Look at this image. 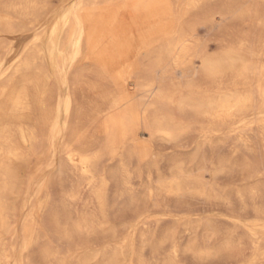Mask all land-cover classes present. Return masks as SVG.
I'll return each mask as SVG.
<instances>
[{
	"label": "bare ground",
	"instance_id": "6f19581e",
	"mask_svg": "<svg viewBox=\"0 0 264 264\" xmlns=\"http://www.w3.org/2000/svg\"><path fill=\"white\" fill-rule=\"evenodd\" d=\"M52 7L51 0H0V29L23 34ZM61 12L46 25L47 40L33 34L26 54L0 67V229L13 237L17 231L11 232L4 192L17 189L16 176L30 184L46 168L44 194H53L54 176L66 177L67 183H58L59 194L73 202L92 194L102 212L112 188L115 194L147 196L209 192L192 165L175 161L164 177L155 141L195 130L205 143L211 136L219 139L228 122L232 131L259 122L264 135L263 58L261 64L253 60L256 48L211 52L200 37L203 28L240 15V0H80ZM251 107L258 108L255 122L244 120ZM222 167L218 157L216 173ZM48 201L45 195L29 205L20 226L23 249L40 240ZM92 217L54 218L55 231L61 238L90 232ZM10 258L7 250L0 252V261ZM43 264L99 262L47 253Z\"/></svg>",
	"mask_w": 264,
	"mask_h": 264
},
{
	"label": "rangeland",
	"instance_id": "374dc122",
	"mask_svg": "<svg viewBox=\"0 0 264 264\" xmlns=\"http://www.w3.org/2000/svg\"><path fill=\"white\" fill-rule=\"evenodd\" d=\"M79 1L51 0L54 11L44 16L34 29L23 34L12 35L0 29V67L7 68L12 61L22 58L33 34L42 33L47 40L48 28L54 18ZM263 3L264 0H240V15L232 17V20L227 15L213 28H203L200 32L202 42L213 48L211 52L214 49L227 52L234 47L241 48V51L256 48L253 60L261 64L264 60ZM44 28L47 29L44 31ZM254 80L250 82L252 90L256 85ZM255 92L252 91L255 96L253 102L256 101L254 104L258 107L259 99ZM255 108L251 107L246 115L242 113L245 121L258 118L255 113L258 108ZM258 124L252 123L232 131L235 126L228 122L219 139L211 136L205 143L197 137L195 130L173 141H155L159 172L164 177L169 176L175 161L183 162L186 167L192 165L194 173L204 179L209 191L207 194L126 195L115 194L112 188L105 194L104 213L100 212L92 194H80L75 204L66 198V194H59L61 187L58 183H67L66 177L54 176L53 194H44L41 188L46 174H49L46 168L30 184L27 179H17L16 176L17 181L13 179V182L17 191L8 189L4 194L11 232H17L13 237L10 231L0 229L4 240L0 239V252L7 250L11 255L10 261H0V264H43L47 253L64 260L94 257L99 264H108L112 258L121 259L119 264H264V135ZM36 151L41 152V147ZM218 157L223 170L216 173ZM5 163L11 168L16 167L8 161ZM31 165L28 164V168ZM134 178L136 180L133 181L138 182V178ZM214 189L218 191L215 190L216 194ZM25 191L27 193L21 201L20 195ZM45 195L49 198L43 212L45 228L43 226L40 240L23 249L21 222L29 205ZM85 214L93 215L95 230L72 233L69 238L59 237L54 218L59 217L63 222L66 215L76 220Z\"/></svg>",
	"mask_w": 264,
	"mask_h": 264
}]
</instances>
